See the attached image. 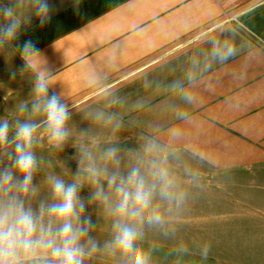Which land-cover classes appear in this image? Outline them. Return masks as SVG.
Wrapping results in <instances>:
<instances>
[{
	"label": "crops",
	"instance_id": "1",
	"mask_svg": "<svg viewBox=\"0 0 264 264\" xmlns=\"http://www.w3.org/2000/svg\"><path fill=\"white\" fill-rule=\"evenodd\" d=\"M82 11L83 16L77 15L70 3L43 28L38 22L20 36L21 42L29 38L35 42L46 66L57 75L55 91L63 92L69 105L79 110L80 125H90L82 116L85 105L101 103L111 87L129 97V104L118 109L125 120L138 121L126 129L129 140L156 137L201 173H264V0H83ZM225 38L234 42L238 54L205 74L198 104L184 105L163 89L141 86L145 76L165 80L180 76L189 58L209 49L212 39ZM109 59L116 65L109 83L95 90L85 87L83 74L108 72ZM173 66L176 71H169ZM140 97L148 104L134 110L131 102ZM177 104L190 112L188 121L176 119ZM170 127L181 129L179 140L169 141ZM206 186L211 184L197 185ZM244 189L236 198L231 193L191 202L190 217L183 204L166 214L163 229L149 230L143 241L152 253V264H201V260L257 264L250 261L251 255L244 260L241 254L264 252L259 243L264 214L249 210L264 190ZM228 205L233 209L225 212L227 216L218 213ZM221 220L224 226L216 229ZM218 235L223 243L215 241ZM204 245L210 249L207 258L199 254ZM184 246L190 255L178 256L176 249ZM89 264L116 261L98 256Z\"/></svg>",
	"mask_w": 264,
	"mask_h": 264
},
{
	"label": "clouds",
	"instance_id": "2",
	"mask_svg": "<svg viewBox=\"0 0 264 264\" xmlns=\"http://www.w3.org/2000/svg\"><path fill=\"white\" fill-rule=\"evenodd\" d=\"M71 4L77 15H84L83 0H71ZM56 11L51 0L0 2V56L9 66L11 81L19 76L31 85L28 98L14 105L16 118L0 117V264H89L98 256L116 264H152V253L143 246L147 230H162L166 213L186 199L169 164L177 154L169 143L146 137L139 153L128 158L118 137L138 121L125 120L118 109L129 104V97L111 87L106 88L101 103L94 100L83 108V119L90 126L78 130L70 123L76 106L69 105L63 92L55 91L57 75L46 66L35 42L20 41L22 29L32 27L33 17L43 28ZM210 45L199 57L188 59L180 76L171 80L145 76L141 86L163 89L184 105L198 104L197 92L205 74L238 54L231 39H212ZM17 55L23 63L13 68L11 61ZM115 67L109 59L108 72L84 73L85 87L95 90L101 83L107 85ZM169 71L176 69L173 66ZM0 88L6 89V100L19 98L4 84ZM147 104L143 97L131 102L134 110ZM173 108L176 119H190V112L180 105ZM167 132L170 142L182 135L178 127ZM70 141L75 172L67 166L68 158L60 157ZM38 148L50 158L38 155ZM45 162L51 171L42 170ZM41 172L43 179L34 182ZM85 187L89 193L82 197ZM88 205L97 206V214L110 220L108 238L102 243L92 234L97 223L86 214ZM209 250L204 245L200 256L207 258ZM176 254L190 252L184 246Z\"/></svg>",
	"mask_w": 264,
	"mask_h": 264
},
{
	"label": "rangeland",
	"instance_id": "3",
	"mask_svg": "<svg viewBox=\"0 0 264 264\" xmlns=\"http://www.w3.org/2000/svg\"><path fill=\"white\" fill-rule=\"evenodd\" d=\"M0 2H4V0H0ZM51 2L55 5L57 11L62 9L63 7L67 6L71 3V0H51ZM56 11V12H57ZM38 23V20L33 17L32 18V26L34 24ZM23 31V29H22ZM23 61L21 58L17 55L12 58L11 66L13 68H19L22 65ZM8 65H6L4 57L0 56V83L4 84L6 87L11 88L13 90V97H16L17 94L19 98H12L9 97L7 100L5 99V96L7 95L5 88H0V117H3L5 115H8L10 119L16 118L18 115L17 112L13 109L16 102H18V99H27L28 94L31 89V85L29 81L24 78H20L17 76L15 81H11L9 79V71H8ZM22 118V117H21ZM70 123L74 124L77 129H85L90 125H80V114L78 109L72 110V120ZM74 125H70L73 128H75ZM127 129V128H126ZM124 130L120 133L118 140L120 143V146L122 149L125 150L128 158H133L139 153V149L141 144L143 143V139H139L137 136L135 137L136 140H129V134L127 130ZM38 155H44L46 157V160L49 159L48 153L42 149H37ZM74 155V149L71 147V141L69 144L65 147L64 152L60 154L61 159H67V166L75 172L77 169V164L74 160L70 159ZM170 167L173 171V174L176 178V181L178 185L180 186V189L186 193V199L183 203V207H186L188 209L183 210V212L190 217V213L193 211L189 210L191 208L190 204L191 202H197V199H208L211 200L214 196H221L223 194H226L227 197H231V193H235L236 195L233 198L237 197V193L240 192H246V190H242V188H245V186H248L250 190H257L262 189L264 187V173L263 174H219V173H201L197 171L196 166L192 164L190 160H187V158L181 157L177 155L176 159H172L169 162ZM43 171H51V166L45 162L43 166ZM59 172V169L56 170ZM44 177V173H38L37 176L34 178V182L38 183L40 182ZM202 184H211V187H205V189H200L197 187L202 186ZM218 184V185H214ZM220 184H223L220 185ZM224 184H239L235 188H230V186H225ZM221 189V190H219ZM89 193V189L85 187L81 190V196L87 197ZM260 193V190H259ZM225 196V195H224ZM176 208L179 207H173L168 213H174ZM192 209V208H191ZM233 207L230 205L228 206H221L218 210V213H224L226 215L227 210H231ZM250 212H259L264 214V191L263 195L260 196L259 201H253L249 208ZM99 209L95 205H88L86 209V214L91 215V218L93 222L97 223V231L92 233L101 243L104 239L107 238L106 231L110 230V220L105 219L103 216L98 215ZM179 212V211H178ZM227 216V215H226ZM229 222V221H228ZM248 223V222H247ZM216 229L219 227L224 226V222L221 220L220 222H216ZM264 225V224H263ZM149 230H147L148 232ZM216 240H220V242L223 243V238L221 235L216 236ZM259 243L264 244V237L260 238ZM217 255V254H216ZM243 259H248V256H252L253 263L257 264H264V252L260 253H248V254H241ZM224 260L228 261V258H225ZM224 260L218 259V262H222ZM203 260H201V264H203ZM221 264H230V260L228 262H223Z\"/></svg>",
	"mask_w": 264,
	"mask_h": 264
}]
</instances>
